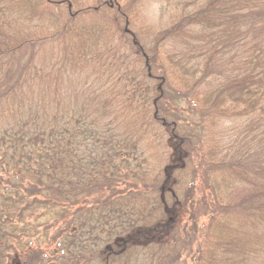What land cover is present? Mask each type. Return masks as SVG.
Instances as JSON below:
<instances>
[{
    "label": "trees",
    "instance_id": "obj_1",
    "mask_svg": "<svg viewBox=\"0 0 264 264\" xmlns=\"http://www.w3.org/2000/svg\"><path fill=\"white\" fill-rule=\"evenodd\" d=\"M108 1L0 0V264H264V0Z\"/></svg>",
    "mask_w": 264,
    "mask_h": 264
},
{
    "label": "rangeland",
    "instance_id": "obj_2",
    "mask_svg": "<svg viewBox=\"0 0 264 264\" xmlns=\"http://www.w3.org/2000/svg\"><path fill=\"white\" fill-rule=\"evenodd\" d=\"M81 1L83 2V5H81L80 8H86L87 7L88 9H92L95 6L97 7L98 5H100L102 3H106V2L108 3L109 2L108 0H81ZM116 2H117L116 6L114 5V7H118L120 9H122V7H124L123 5L126 4V0H116ZM76 9H78V8H75V10ZM75 10L72 7V11L74 12ZM160 18H163V20L165 21V17L161 16L160 4H158L156 2H150L148 0V3H146L143 6V9H141L137 13V17H134V20H135V23L137 22L136 27L138 29L141 27L140 29L143 30L145 28L144 26H148V25L155 26L158 23V21L160 20ZM75 20H74L75 21L74 24L77 27H84V26H86V27L90 26L91 27V31L89 33L91 34V42H93L95 44V46L97 45V42L102 44L104 42L109 43V41H112V42H114V44L116 45L117 48L122 47L123 54L126 52V47L123 45V40H122L123 34L119 33V26H121V29H122L123 23L114 14L101 11L100 13H97L95 15L93 13V11L90 10V12L88 14L83 15L80 18L76 17ZM131 27H132V25H131ZM143 31H145V30H143ZM83 32L84 31L81 32V36H82ZM89 33H88V35H89ZM107 33H109V34H107ZM87 36H85L84 39ZM100 39H102V40L100 41ZM108 43L106 45H109ZM134 53H135V51H134ZM182 104H184L183 106L186 109L193 108V111H195V113H197V114H194L195 115L194 119L198 118L197 115H200V113H199V110L201 109L200 107L196 106V108H194V106H195L194 103H192L193 105L192 104L190 105V103L188 102V99H184ZM235 126H236L235 123L228 121V122H226L224 128H228L232 131V128ZM202 135H203V137H207L206 133H202ZM226 139L227 138H225V140ZM203 143H204V145L200 146L201 149L206 148L209 141L203 140ZM198 185L194 190L196 198L199 199L202 196L209 198L210 197V195L208 194V192H210L209 189H203L201 187V184H199V183H198ZM203 194H205V195H203ZM188 216L189 215L187 213H186V215H182L180 221L182 223H188V225H191L192 220H191V218H188ZM207 220H208V217H202L201 219H199L198 225L206 223ZM45 243H46V241H44V240H42L40 242L41 246H43Z\"/></svg>",
    "mask_w": 264,
    "mask_h": 264
}]
</instances>
